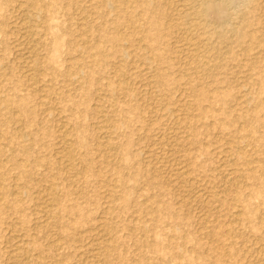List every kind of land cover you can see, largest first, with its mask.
Returning a JSON list of instances; mask_svg holds the SVG:
<instances>
[{
    "label": "rangeland",
    "instance_id": "374dc122",
    "mask_svg": "<svg viewBox=\"0 0 264 264\" xmlns=\"http://www.w3.org/2000/svg\"><path fill=\"white\" fill-rule=\"evenodd\" d=\"M108 1L0 0V264H264V1Z\"/></svg>",
    "mask_w": 264,
    "mask_h": 264
},
{
    "label": "bare ground",
    "instance_id": "6f19581e",
    "mask_svg": "<svg viewBox=\"0 0 264 264\" xmlns=\"http://www.w3.org/2000/svg\"><path fill=\"white\" fill-rule=\"evenodd\" d=\"M102 1V4H107V5H111V3H110V1H108V0H101ZM185 1V0H184ZM192 1V0H191ZM203 1H205V0H203ZM213 0H211V2H212ZM259 1V0H258ZM264 1V0H263ZM187 2V1H186ZM189 2V1H188ZM194 2V1H193ZM197 1H195L194 3H196ZM216 2V1H215ZM222 2V10H221V14L223 15V16H226V18H229V17H233V13L232 12H229L228 13V10H227V8L228 7H230V8H238L237 10V12H236V15H235V17H236V19L238 20V21H235V22H237V28H235L234 30H232V32H230L231 34H230V39L229 40H231V42L233 41L234 43H236V44H240L241 42H243L245 39H247V38H249L252 42H253V44L254 43H257V42H254V41H258L259 40V38L257 37V35H251V37H248L249 35H248V33L246 32V30L248 29V27L249 26H252V27H255V26H253L252 25V22L251 23H249L250 21H248V20H251L250 18L252 17L251 15H253V13H254V11L255 10H257L256 8H257V3H259V2H257V0H222L221 1ZM202 3V2H201ZM220 3V2H219ZM264 3V2H263ZM205 4V3H204ZM207 4V3H206ZM215 4V3H214ZM262 4V3H261ZM34 5H36V3H34ZM197 5H199V4H197ZM219 5H221V4H219ZM200 6H201V4H200ZM200 6H199V10H200ZM211 6V5H210ZM260 6V5H259ZM190 7V6H189ZM198 7V6H197ZM196 7V8H197ZM202 7H204L203 5H202ZM209 7V6H208ZM212 7V6H211ZM204 8H207V6L206 7H204ZM204 8H202V9H204ZM226 8V9H225ZM258 8H260V7H258ZM117 10V8L116 7H114V10ZM181 8H179V10H180ZM191 9V8H190ZM198 9V8H197ZM200 10L201 11V13L200 14H202L203 12L202 11H204V10H207V9H209V8H207V9H204V10ZM211 9V8H210ZM261 9V8H260ZM116 10H115V12H116ZM194 10H196L195 8L193 9V11ZM231 10H233V9H231ZM142 11H143V13H144V16H145V18H146V20L148 21V23L149 24H151V25H154V24H156V17H157V15L153 12V10L150 8V5H149V2H147V3H144L143 4V9H142ZM195 12V11H194ZM233 12H235V11H233ZM260 11L258 10V12H255V14L256 13H259ZM264 12V11H263ZM181 13V12H180ZM180 13H179V15H180ZM192 13V12H191ZM232 13V14H231ZM186 14V13H185ZM264 14V13H263ZM182 15H183V12H182ZM199 15V14H198ZM257 16H258V14H256ZM255 15V16H256ZM261 15V14H260ZM200 16V15H199ZM251 16V17H250ZM180 17H182V16H180ZM194 17V16H193ZM193 17H189L190 19L191 18H193ZM198 17V16H197ZM196 17V18H197ZM201 17V16H200ZM235 17H234V19H235ZM183 18H184V15H183ZM258 18V17H257ZM262 18V17H261ZM121 19H122V17H120V15L117 17V19H116V21H115V26L118 28L119 26H120V24H121ZM178 19V18H177ZM176 19V20H177ZM185 19V18H184ZM183 19V20H184ZM202 19V18H201ZM222 17H221V22H224L225 20L223 19V21H222ZM255 19H256V17H255ZM181 20H182V18H181ZM181 20H179V22L181 23ZM252 20H254V19H252ZM184 21H187V20H184ZM189 21L190 20H188V22L187 23H189ZM204 21V20H203ZM206 21V20H205ZM256 21V20H255ZM261 21V19L259 18V20H258V22H260ZM263 21V20H262ZM27 22V21H26ZM199 22H200V20H199ZM215 22H216V20H215ZM220 22V23H221ZM233 22V21H232ZM239 22V23H238ZM179 23V24H180ZM183 23V22H182ZM181 23V24H182ZM185 24H186V22H184ZM197 23V22H196ZM203 23V22H202ZM206 23V22H205ZM205 23H203V24H205ZM219 23V22H218ZM256 23V22H255ZM255 23H253V24H255ZM178 24V25H179ZM189 24H191V23H189ZM194 24V23H193ZM198 24V23H197ZM212 24H214L213 22H212ZM230 24V23H229ZM233 24H235V23H233ZM175 25V24H174ZM183 25V24H182ZM201 25V24H200ZM199 25V26H200ZM261 25H263V24H261ZM156 25H154V27H155ZM185 26V25H184ZM203 26V25H202ZM206 27H207V25H205ZM204 26V27H205ZM208 26H209V24H208ZM235 26V25H234ZM233 26V27H234ZM259 26V25H258ZM173 27H175V26H173ZM179 27H181L180 25H179ZM192 27V26H191ZM232 27V28H233ZM189 28V27H188ZM188 28L186 29L185 27H184V29H186V30H188ZM195 28H196V26H195ZM194 28V29H195ZM198 28V27H197ZM196 28V29H197ZM208 28V27H207ZM212 27H209V29H211ZM218 28V27H217ZM227 28H229V25H227ZM250 28V30H251V27H249ZM258 28V27H257ZM262 28V27H261ZM177 29H179V28H177ZM190 29V28H189ZM194 29H193V31H191L192 33L194 32ZM195 29V30H196ZM200 29V28H199ZM213 29V28H212ZM216 29V28H215ZM222 29L224 30V27H222ZM263 29V31H264V28H262ZM191 30V29H190ZM201 30V29H200ZM219 30V29H218ZM221 30V29H220ZM220 30H219V32H220ZM228 30V29H227ZM257 30V29H256ZM29 31V30H28ZM185 31V30H184ZM184 31H183V35H184ZM197 31V30H196ZM204 31V30H203ZM203 31H202V34H203ZM214 32H215V30H213ZM231 31V30H230ZM262 31V30H261ZM260 31V32H261ZM144 32V35L145 36H143V39L142 40H144L145 41V43H147V42H150V43H152L153 41H155V37L154 36H148L147 35V32L146 31H143ZM188 32V31H187ZM208 32V31H207ZM206 32V33H207ZM210 32H211V30H210ZM224 31H222V33H223ZM226 32V31H225ZM250 32H252V31H250ZM249 32V33H250ZM190 33V32H189ZM213 33V32H212ZM256 33V32H255ZM186 34V33H185ZM188 34V33H187ZM205 34V33H204ZM209 34V33H208ZM207 34V35H208ZM217 34H218V31H217ZM221 34V33H220ZM219 34V35H220ZM225 34V33H224ZM252 34V33H251ZM257 34H259V31L257 32ZM264 34V32L262 33V35ZM189 35V34H188ZM218 35V36H219ZM227 35V34H226ZM226 35H225V37H226ZM162 36V35H161ZM202 36H204V35H202ZM206 36V35H205ZM209 36H210V34H209ZM221 36H222V34H221ZM258 36H261V34L260 35H258ZM213 37V36H212ZM223 37H224V35H223ZM224 37V38H225ZM263 37H264V35H263ZM219 38V37H218ZM117 39H119V35H114V36H112L111 37V41H113V40H117ZM263 39V38H262ZM141 39H140V41H142ZM212 40V39H211ZM210 40V41H211ZM214 40H216V38H215V36H214ZM219 40V39H218ZM222 40V39H221ZM226 40V39H225ZM228 40V39H227ZM228 40V41H229ZM138 41H139V39H138ZM144 41H142V42H144ZM217 41V40H216ZM226 42V44L227 43H229V42ZM247 41H249V40H247ZM221 42V41H220ZM250 42V41H249ZM264 42V41H263ZM197 43H199V42H197ZM213 43V42H212ZM225 43V42H224ZM223 43V44H224ZM234 43H232V44H234ZM248 43V42H247ZM259 44H261L262 43V40H259V42H258ZM217 45H219V41H218V43H216ZM230 44V47H231V43H229ZM244 44V43H243ZM252 44V45H253ZM263 44V43H262ZM193 45V44H192ZM191 45V46H192ZM202 45H203V43H202ZM205 45V44H204ZM207 45L209 46V44H206V47H207ZM255 45V44H254ZM221 46V45H220ZM219 46V47H220ZM223 46H225V44L223 45ZM233 46V45H232ZM238 46H242L241 44L240 45H238ZM258 46V45H257ZM261 46V45H260ZM193 47V46H192ZM192 47H190V48H192ZM198 47V46H197ZM202 47V46H201ZM206 47H205V49H206ZM209 47H212V46H209ZM209 47H208V49H207V53H208V50H209ZM227 47H228V45H227ZM234 47V46H233ZM245 47V46H244ZM248 47V46H247ZM33 48V47H32ZM120 48V47H119ZM143 48V47H142ZM199 48H200V46H199ZM235 48H238V47H236V45H235ZM235 48H233V49H235ZM253 48V47H252ZM195 49V48H194ZM193 49V50H194ZM211 49V48H210ZM216 49V48H215ZM218 49V48H217ZM224 49V48H223ZM227 49V48H226ZM229 49V48H228ZM243 49V48H242ZM247 49V48H246ZM250 49V48H249ZM256 49V48H255ZM91 50H94V49H91ZM192 50V51H193ZM197 50V49H196ZM202 50V49H201ZM238 50V49H237ZM241 50V49H240ZM244 50H245V48H244ZM248 50V49H247ZM191 51V52H192ZM199 51V50H198ZM214 51V50H213ZM246 51V50H245ZM260 51V50H259ZM263 51V50H262ZM32 52V51H31ZM190 52V53H191ZM195 52V51H194ZM200 52V51H199ZM205 52V51H204ZM217 52V51H216ZM220 51H218V53H219ZM235 52H237L236 50H235ZM248 52V51H247ZM250 52V51H249ZM261 52V51H260ZM36 53V52H35ZM239 53H240V55H241V52L239 51ZM243 53H244V56H248V55H245V52L243 51ZM194 54V53H193ZM199 54V53H198ZM197 54V55H198ZM203 54V53H202ZM224 54V53H223ZM225 54H226V52H225ZM225 54H224V56H223V58L225 57ZM228 54H229V51H228ZM235 54V53H234ZM247 54V53H246ZM259 54H261V53H259ZM263 54V53H262ZM214 55H216L217 56V54H214ZM222 55V54H221ZM258 55V54H257ZM196 56V55H195ZM199 56H202V55H199ZM219 56H220V53H219ZM226 56H227V54H226ZM233 56V55H232ZM237 56H238V53H237ZM193 57V56H192ZM198 57V56H197ZM254 57V56H253ZM261 57H264L263 55H261ZM195 58V57H194ZM193 58V59H194ZM199 58V57H198ZM212 57H206L205 55H204V57L202 56V58H200V59H198L197 61H195L194 63L193 62H191V63H193V65H194V70H195V68L197 69V70H201L202 69V67H208V69H209V74L211 73V75H214V67L216 66L212 61V59H211ZM235 58V57H234ZM256 58H258L257 56H256ZM192 59V60H193ZM217 59H218V57H217ZM232 59V58H231ZM32 60V59H31ZM221 60V57L219 58V61ZM223 60V59H222ZM250 60H253V59H250ZM257 60V59H256ZM260 60H263V59H260ZM160 62V56L159 55H155L154 57H150V58H146L145 59V62L147 63V64H149L150 66H154L155 64H156V62ZM218 61V60H217ZM232 61V60H231ZM254 61H255V58H254ZM253 61H251V63H252ZM256 62V61H255ZM262 62V61H261ZM250 64V63H249ZM39 64H37V66H38ZM191 65V64H190ZM189 65V66H190ZM256 65V64H255ZM156 66H157V64H156ZM218 66V65H217ZM223 66V65H222ZM251 66H252V64H251ZM158 67V66H157ZM221 67V66H220ZM224 68V67H223ZM255 69H257V71H259L260 72V74H262V75H264V63L262 64V66L259 64V67H254ZM152 69V68H151ZM154 69V68H153ZM188 69H190V68H188ZM207 69V68H206ZM253 69V68H252ZM156 70V69H155ZM191 70V69H190ZM193 70V71H194ZM197 70H195L196 72H197ZM215 70H217V69H215ZM219 70V69H218ZM160 71V70H159ZM192 71V70H191ZM202 71H203V69H202ZM154 72V71H153ZM207 72V71H206ZM200 73V72H199ZM208 73V72H207ZM151 74H152V72H151ZM155 74H156V83L158 84V85H161V87H163V77H162V75L160 74V73H157L156 71H155ZM205 74V73H204ZM203 74V75H204ZM218 74V73H217ZM200 75V74H199ZM258 75V74H257ZM207 76V74L205 75V77ZM218 76V75H217ZM120 77V76H119ZM210 77V76H209ZM121 78V77H120ZM196 78V77H195ZM203 78V77H202ZM261 78V77H260ZM154 79V78H153ZM206 79V78H205ZM221 79H223V78H221ZM118 80V79H117ZM117 80H116V82H117ZM126 80V79H125ZM196 80V79H195ZM200 80V79H199ZM262 80V79H261ZM119 81V80H118ZM121 81V82H120ZM119 82H120V84H119V86L121 87V89L122 90H124V89H126V83H125V81H122V80H120ZM264 81V80H263ZM118 83V82H117ZM216 83H217V81H216ZM226 84V83H225ZM254 84V83H253ZM257 85V84H256ZM131 86V85H130ZM189 88H191V87H189ZM198 88V87H197ZM201 88V87H200ZM224 87H222V89H223ZM262 89V88H261ZM224 90V89H223ZM222 94H224V93H221V95ZM230 94H232V93H230ZM193 95H194V97H196V99H198V100H204L205 98H207V96H205V95H203V94H201L200 92H193ZM226 95H228V93L226 94ZM218 96V95H217ZM210 97V96H209ZM229 98V97H228ZM200 100V101H201ZM218 101V100H217ZM246 101L249 103L250 101H252V98H247L246 97ZM245 101V102H246ZM259 101V100H258ZM225 102V101H224ZM244 102V103H245ZM215 103V102H214ZM221 103H223V102H221ZM243 104V103H242ZM221 105V104H220ZM235 106V105H234ZM246 106V105H245ZM205 107V106H204ZM240 107V106H239ZM212 109V108H211ZM218 109V108H217ZM247 109V108H246ZM245 109V110H246ZM254 109V108H253ZM216 110V109H215ZM215 112V111H214ZM248 112V111H247ZM255 112L256 113H259V112H263L264 113V105H258V106H256L255 107ZM211 115V114H210ZM244 115V114H243ZM252 115V114H251ZM182 116V115H181ZM209 116V115H208ZM191 118V117H190ZM194 118V117H193ZM225 118H226V116H225ZM243 118H245V121H247V116H244ZM176 119V118H175ZM187 119H189V118H187ZM249 121V120H248ZM184 122V121H183ZM241 123V122H240ZM188 125V122H186V123H184V125ZM185 125V126H186ZM242 127V126H241ZM63 129V128H62ZM61 129V130H62ZM181 129V128H180ZM187 129V128H186ZM194 130V129H193ZM59 132H61V131H59ZM58 132V133H59ZM193 132V131H192ZM65 133V132H64ZM162 135V134H161ZM65 136H66V134H65ZM60 137V136H59ZM189 137V136H188ZM187 137V138H188ZM239 139H240V137H239ZM65 140V139H64ZM221 140V139H220ZM227 142V141H226ZM110 148H112V147H110ZM114 148V147H113ZM113 148H112V150H113ZM239 149V148H238ZM240 151V150H239ZM242 155V154H241ZM20 160V159H19ZM231 161V160H230ZM190 163V162H189ZM182 165V164H181ZM185 167H183L185 170L187 169L186 168V165H184ZM69 167V166H68ZM178 167H180V166H178ZM188 167V166H187ZM183 170V169H182ZM182 171V172H180L181 171V168H180V175L181 176H186V175H188L187 173V171ZM177 171H178V169H177ZM177 171H175V172H177ZM172 175V174H171ZM174 175V174H173ZM178 175V174H177ZM177 175H175L176 177H177ZM179 176V175H178ZM174 177V176H173ZM175 179V178H174ZM180 180H182V178L180 179ZM232 180V179H231ZM178 181V180H177ZM184 181V180H183ZM179 184V183H178ZM52 188V187H51ZM194 191V190H193ZM49 192V191H48ZM200 192V191H199ZM190 193V192H189ZM188 193V194H189ZM198 193V192H197ZM202 193V192H201ZM52 197L53 198H56V194L55 193H52ZM44 198V197H43ZM192 199H194V198H192ZM147 211L152 215L153 214V211H152V209H150L149 207H147ZM237 214V213H236ZM239 215V214H238ZM216 235H217V232L215 233ZM215 235V236H216ZM59 242V241H58ZM263 248V247H262ZM58 249V248H57ZM263 256V255H262ZM27 259V258H26ZM263 260V259H262ZM261 262V261H260ZM264 262V261H263Z\"/></svg>",
    "mask_w": 264,
    "mask_h": 264
}]
</instances>
